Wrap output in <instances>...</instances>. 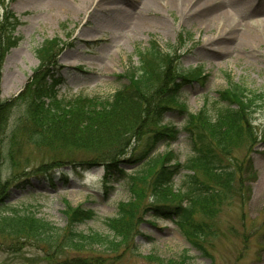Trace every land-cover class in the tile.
Listing matches in <instances>:
<instances>
[{
	"label": "rangeland",
	"instance_id": "1",
	"mask_svg": "<svg viewBox=\"0 0 264 264\" xmlns=\"http://www.w3.org/2000/svg\"><path fill=\"white\" fill-rule=\"evenodd\" d=\"M122 1L125 3L104 0L105 12L94 8L90 16L93 0H66L67 8L62 11L50 0H0V20L4 12L12 15L8 18L10 24L2 21L4 27L10 26L7 34L12 39L8 45L7 40L2 45L0 97L13 98L22 89L39 64L36 49L45 39L54 36L60 39L61 46L50 74L55 80L54 91L63 96L110 95L127 82L119 74L128 61L138 65L136 51L147 47L152 39L158 41L163 50L176 52L180 70L200 73L198 78L187 80L178 95L192 112L206 104L212 108L218 91L225 85L226 73L233 80L246 83L250 89H264V0H240L234 4L238 7L237 13L226 26L229 36L226 45L230 50L218 51L217 55L204 53L202 45L221 24L211 28L200 25L197 18L186 14V1L175 6L158 3L159 14L152 17L166 18L168 25L164 28L138 25L141 0ZM237 22L240 24L234 26ZM244 31L253 35L255 41L243 47L239 43ZM19 115L20 108H14L6 128L8 135ZM183 115L174 107L166 110L163 122L172 121V126L180 131L175 140L158 145L159 150L172 149L181 160L192 153L189 134L182 129ZM249 119L250 128L242 140L229 154L221 155L234 176L228 195L218 203L210 220L216 232L210 239V256L199 254L167 211L150 208L152 201L146 192V196L134 200L135 212L140 216L132 239L137 250L131 253L124 250L110 264H165L170 259L180 260L184 254L189 256L185 264H264V107L256 108ZM141 142L136 144V152ZM4 154L0 177L2 181L8 178V184H12L8 201L29 206L55 225L66 222L62 209L67 200L73 206L81 204L92 208L97 214L96 218L76 224L78 230L108 233L104 218L115 216L120 202L130 197L123 180L111 179L107 183L110 186L105 187L102 167L73 168L69 162H64L61 169L67 170V179L62 181L56 175L53 184H49L46 178L32 171L49 161L51 152L33 148L22 136L16 137L12 154ZM124 164L129 171V163ZM185 174L182 170L174 177L171 189L182 187ZM198 174L207 177L202 171ZM17 180L20 182L13 186ZM142 207L146 208L141 213ZM3 211L1 207L0 212H7ZM21 252L27 256L39 254L29 245L23 246ZM8 254L7 250L0 249V264Z\"/></svg>",
	"mask_w": 264,
	"mask_h": 264
},
{
	"label": "trees",
	"instance_id": "2",
	"mask_svg": "<svg viewBox=\"0 0 264 264\" xmlns=\"http://www.w3.org/2000/svg\"><path fill=\"white\" fill-rule=\"evenodd\" d=\"M8 18L12 15L4 12L0 20V58L2 45L12 39L7 34L10 26L2 23L10 24ZM60 46L57 36L45 39L36 49L39 64L22 89L13 98L0 97V167L4 153L10 156L16 137L22 136L33 148L51 152V159L32 171L49 184L56 175L62 181L67 179V170L61 169L64 162L73 168L102 167L105 187L110 186L109 181L123 180L130 197L120 202L115 216L104 218L108 233L84 232L76 224L96 218L94 209L73 206L66 200L62 209L66 222L55 225L29 206L8 201L12 184L0 177V208L7 211L0 212V249L9 253L2 264H110L124 250L135 252L132 239L140 216L134 200L146 192L152 201L149 207L167 211L199 254L210 256V239L216 235L210 220L218 203L228 195L234 176L221 155L229 154L248 132L250 116L256 108L264 107V89H250L226 73L225 85L212 108L206 104L192 112L178 95L185 82L200 73L180 70L176 52L163 50L152 39L136 51L138 65L128 61L119 74L127 82L110 95L63 96L54 91L55 80L50 74ZM16 107L20 115L8 135V121ZM172 107L184 114L182 129L191 139L192 153L183 160L172 149L158 148L160 143L175 140L180 131L172 121L163 122V114ZM140 141L142 146L136 152ZM182 170L187 173L182 187L171 189L174 177ZM200 171L207 177H201ZM25 245L39 254L22 253ZM188 257L184 254L180 260L170 259L165 264H185Z\"/></svg>",
	"mask_w": 264,
	"mask_h": 264
},
{
	"label": "bare ground",
	"instance_id": "3",
	"mask_svg": "<svg viewBox=\"0 0 264 264\" xmlns=\"http://www.w3.org/2000/svg\"><path fill=\"white\" fill-rule=\"evenodd\" d=\"M66 0H50L52 5L56 6L59 11L65 10L67 8ZM111 2H124L122 0H107ZM166 2L171 5H177L179 2L183 3L186 1L187 10L186 14L188 16H194L199 20L200 25H204L206 28H211L212 25L219 26L216 33L207 36L204 39V43L202 45V51L206 54L217 55L220 54L218 51H228L226 45V26H228V22H230L232 16H235L237 11L234 4L239 2L240 0H141L140 5L142 9V13L139 14L140 17L138 19V25L147 24L148 26H158L159 28H164L168 25L166 18L161 15H158L157 18H153L152 14H159L157 5L159 2ZM125 3V2H124ZM104 0H93V7L89 10L90 16L94 13V8L99 9L100 11L105 12V8L103 6ZM126 4H128L126 2ZM70 10L68 7L67 11ZM151 13V15H150ZM264 14V10H263ZM240 22L235 23L234 26H238ZM90 26V25H88ZM86 33L85 35H87ZM255 39L253 35H250L248 32H243L240 35V43L243 47L245 45H251Z\"/></svg>",
	"mask_w": 264,
	"mask_h": 264
}]
</instances>
